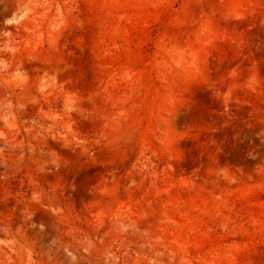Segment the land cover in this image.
I'll list each match as a JSON object with an SVG mask.
<instances>
[{
  "label": "rangeland",
  "instance_id": "rangeland-1",
  "mask_svg": "<svg viewBox=\"0 0 264 264\" xmlns=\"http://www.w3.org/2000/svg\"><path fill=\"white\" fill-rule=\"evenodd\" d=\"M0 264H264V0H0Z\"/></svg>",
  "mask_w": 264,
  "mask_h": 264
}]
</instances>
